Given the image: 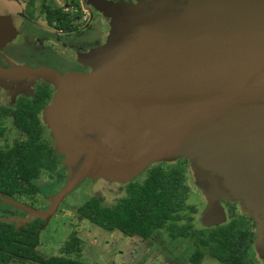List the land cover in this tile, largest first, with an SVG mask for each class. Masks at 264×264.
Masks as SVG:
<instances>
[{"label": "water", "instance_id": "obj_1", "mask_svg": "<svg viewBox=\"0 0 264 264\" xmlns=\"http://www.w3.org/2000/svg\"><path fill=\"white\" fill-rule=\"evenodd\" d=\"M216 1L219 2L214 15L220 16L217 18L220 24L216 20L204 29L207 38L202 41H208L212 48L205 61L193 55L195 47L199 46L192 34L196 30L183 19H188L191 10L212 16L213 0H135V4L118 2L121 4L118 10L103 9L110 22V34L106 44L87 57L94 73L70 79L58 76L59 94L49 110L50 127L55 138H60L59 146L74 151L70 162L74 174L68 176L47 210H38L0 195L4 203L27 213L25 218L2 219L26 223L33 217L47 222L63 199L86 177L108 180L120 177L126 181L162 158L183 157L193 163L196 178L207 197L202 221L209 223L225 218L219 202L221 198L243 199L249 207L253 206L258 220V241L264 240V144L261 139L255 142L252 132L248 136L241 130L243 122H251L252 131L260 127L259 120L264 122V66L261 72H256L258 68L253 66L254 60L261 56L264 62V0ZM9 23L5 19V24ZM8 28L2 30L0 26V44L9 38ZM229 31L237 32V37L232 33L228 36ZM126 33H133L135 37L125 41ZM242 41L258 48L253 64L250 62L253 71L245 73L249 81V99L243 114L234 110V104L238 103L230 97L227 82L226 88L218 87L222 85L218 79L227 76L226 71L219 74L212 70L221 50L227 57L229 48H235V43ZM124 51L133 56V64L119 61ZM200 63L208 65L198 71ZM197 79L207 81L206 85L197 87ZM252 79L256 83L251 90ZM182 81L185 86L190 85L193 94L198 90L205 95L206 114H202L204 105L191 99L192 103L185 97ZM239 96L241 100L247 97ZM223 97L234 114H228ZM162 120L163 127L160 126ZM92 123L103 124L116 134L112 149L120 150L121 155L107 153L90 143L85 159L77 166V151L81 153L82 150L73 146L71 139L73 136L81 138L80 126L86 124L92 128ZM147 124L154 131H167L170 127V136L158 140L148 132ZM173 127L175 131L171 130ZM233 134L237 136L234 138ZM246 138L253 146H249ZM232 141L239 148L233 147ZM177 144L184 146L182 155L175 150ZM203 184L215 188L205 189L207 186ZM260 251L264 256V248Z\"/></svg>", "mask_w": 264, "mask_h": 264}, {"label": "flooded vegetation", "instance_id": "obj_2", "mask_svg": "<svg viewBox=\"0 0 264 264\" xmlns=\"http://www.w3.org/2000/svg\"><path fill=\"white\" fill-rule=\"evenodd\" d=\"M1 1L7 0H0V2ZM115 1L131 2L135 4V0ZM14 2L22 4V7L15 10L10 5L6 6L7 4H0V26L2 30H4L10 25L8 28L10 30L9 38L0 44V151L9 150L21 143L27 142L31 137H34L36 142L45 145L47 149L55 155V167L53 169L42 167L39 176L54 175L57 176L60 181L65 180L69 174L67 161L70 152L58 148L55 137L48 127V111L46 110H48V104L54 96L55 88L54 85L49 82L48 78L44 77L42 74L40 75V71L50 69L64 76L92 75L94 73V68L88 64L87 57L97 53L101 47L106 44L110 34V22L103 10L96 6V0H14ZM92 4L94 6H92ZM52 16L53 19L51 20ZM62 16H77V18L73 19L69 26H60L58 18H62ZM5 19L10 21L8 25L5 24ZM91 19L95 20L94 26L90 23ZM101 24L105 25L102 31L100 30L101 28H99ZM5 85H10V87L5 88ZM20 123L27 129L21 128ZM182 161L183 160L180 159L173 163L167 161L153 162L136 179L115 186L114 191H112L114 199L112 203L108 205H116L126 196L127 184L130 182L141 183L147 177L148 171L154 166H162L167 170L178 167L182 170L183 178L185 179L184 168L181 166L184 164ZM169 163L172 165L170 166ZM94 182L95 181H92V183ZM185 186L188 190L185 205L189 206L190 210L185 209L184 215L190 220H183L180 224L188 228L189 233L187 235L180 234L174 236L169 233L166 227L153 231L152 234L147 237H141L140 235L127 236L117 229L111 232L118 231L125 239H128L129 243L140 240L138 245L142 250L145 248V242H148V239H150V242H154V239L161 241L163 238L162 234L168 236L167 241L163 239L166 242L190 237L194 240L195 245L190 255V261L194 264L192 262V255L196 250L201 248L198 238L194 233L211 235L212 232L219 230L223 226H229L235 221H240L245 229L252 234V241L247 247V253L253 264V258L250 256L249 248L254 241V231L253 229H249L246 218L242 215H236L228 216V219L227 215L229 210L232 209V205L220 201L224 212L227 214H225V218L204 223L202 221V212L204 211L207 201L203 199L204 201L202 204H199L200 206L196 205L195 202H187L189 188L186 183ZM15 200L22 202V199ZM2 205H8L11 209H14L15 214L9 218H25L27 216L26 212L4 203L0 198V207ZM32 219L33 217L26 223H29ZM11 222H18L19 225L24 224L23 221L17 220ZM41 227L38 228V231ZM163 244L161 251L167 252L166 254L171 253L168 249L164 248ZM63 246H61L59 252L54 255L61 254ZM35 247L34 250L36 251ZM80 256L82 260H85L82 258V255ZM206 256L215 258L208 251H205L199 264H201ZM12 260L29 261L20 259ZM216 260L219 261L218 259ZM29 262L34 263L32 261ZM262 264L264 263L262 262Z\"/></svg>", "mask_w": 264, "mask_h": 264}, {"label": "rangeland", "instance_id": "obj_3", "mask_svg": "<svg viewBox=\"0 0 264 264\" xmlns=\"http://www.w3.org/2000/svg\"><path fill=\"white\" fill-rule=\"evenodd\" d=\"M8 1V2H7ZM7 1H1L0 4H7L6 6H11L15 10H18L22 7V4H17L14 2V0H7ZM214 2L211 3V7L213 10V15H209L208 13H198V11L191 10L190 16L188 19H183L186 22H188L189 26L192 27L196 32H193V37L196 39L197 44L199 45L198 48L195 47L196 50H194L193 55H197L199 57V60H206L208 59V54L212 51L211 46L209 45L208 41H202L203 38H207V32H205L204 29H206L209 25H211V22L216 21L220 24V21L217 19L220 17L219 15H214L216 4L219 1L213 0ZM4 2V3H3ZM149 2V0H147ZM97 6L99 8L107 9L108 11L111 9H120L121 4L118 3V1L115 0H97ZM151 3V2H150ZM197 5L194 4V7ZM227 17V16H226ZM238 17V16H237ZM223 20V16H222ZM223 22V21H222ZM91 25L94 26L95 20H90ZM104 24H101L99 28L102 31L104 28ZM98 29V28H97ZM99 31V30H98ZM235 35L237 37V32L235 31H229L228 36ZM225 33H223L224 36ZM239 35V32H238ZM244 36V35H243ZM131 37H135V34L126 33L125 34V41H129ZM239 38H242V35H239ZM254 42V41H253ZM255 43V42H254ZM237 46L234 48L232 44L229 48V50L226 53L227 57H224L223 50L220 51V55L218 57L217 64L213 67V71L224 72L227 76H222V78H219L222 82V85H219L218 87L226 88V82H227V89L230 97L234 99V101L238 104H234V110L239 113H244L246 110L245 105L247 104V101L249 99V81L247 80L248 76H245L246 71H253L252 67H257L258 70L256 72H261V68L264 66L263 59L260 57L259 59L254 60L256 58V53L258 54V48L257 45L252 48V46H249L250 44H247L245 41H242L240 43H235ZM256 44H261L260 41H256ZM191 52V51H190ZM262 55V54H261ZM119 58V57H116ZM123 64H133L135 61L133 59V56H130L129 54H126V51L124 53H120L119 61ZM255 61V65L252 66V61ZM252 64H251V63ZM205 65H208L207 63H200L197 65V70L205 69ZM257 75V74H254ZM197 87L203 88L207 81L205 80H196ZM208 82H210L208 80ZM183 83V90L185 97H188L189 100L193 103V101L196 102V104L202 106L204 105V109L202 110V114H206V102H205V95L202 94L200 91L196 90V94H193L189 88V86H185V83ZM256 83L255 79H252L250 82V89L254 87ZM211 88V87H209ZM208 88V89H209ZM216 88V87H215ZM218 89V88H216ZM209 92V90H207ZM218 94V90H217ZM240 94L247 95L243 100L240 99ZM251 94V93H250ZM193 101H192V100ZM223 101L226 104L224 106L226 109L228 108V104L225 102V98L223 97ZM251 104V103H249ZM246 113V112H245ZM228 114H234L231 109H229ZM258 115V114H257ZM256 117H259L256 116ZM260 127L257 129L255 128L254 131H252V126L250 125L251 122H243L241 130L249 136V134L252 132V135L256 137L255 142H259L258 139H261V143L264 144V122L262 120H259ZM164 121H161L160 126L163 127ZM148 132L155 136L158 140H164L165 138H168L170 136V130L169 128L167 131H161L160 129L154 131L149 128L147 124ZM109 128L103 124H94L92 123V128H89L88 125L84 124L83 126H80V133L82 137H75L73 136L71 139V143L73 146H77L79 149L82 150L77 151V166L80 163L82 159H85L88 151V148L90 145L87 144H95L98 146V148L103 149L105 152L119 156L121 155L120 150H114L112 149V140L116 138V134H114L112 131L109 132ZM172 131H175L176 128H171ZM260 132L261 135H260ZM177 134V133H176ZM175 136V135H174ZM237 134H233V137L235 138ZM261 136V138L259 137ZM105 140H110L108 144H105ZM248 141L247 143L249 146H253L249 138L245 139ZM232 146L235 148H239V145L236 142H231ZM180 144H177L178 147ZM175 147L176 152H178L180 155H182V148L184 146L180 145V148ZM123 146L121 145V149ZM70 152L68 155V166H69V174L73 176V171L70 170V162L71 157L73 156V150L68 149ZM81 154V156H80ZM76 156V155H75ZM80 156V157H79ZM231 158V152L230 156ZM182 159L184 164L181 166L184 168L185 172V183L188 185L189 188V194H188V200L187 202H195L196 205H199L200 203L204 201L205 199L207 201L206 194L204 193V190L202 186L199 184L196 173L193 167V163H191L186 158H177V159H167L162 158L159 161H167V162H175L177 160ZM79 162V163H78ZM158 162V161H156ZM72 165H74L72 163ZM171 166L172 164L169 163ZM76 166V168H77ZM75 168V169H76ZM72 173V174H71ZM68 176L65 180H58L59 178L54 175H40L35 180V182L40 186V192L36 195L30 197V198H22V202L30 207H33L38 210H47L50 206V203L52 201L53 196L57 193V191L62 187L64 182L68 179ZM69 177V178H70ZM120 179L118 183H122V178L118 177L114 181H110L106 179L105 177H101L98 181H95L94 178L86 177L83 179V181L75 188L70 194H68L63 201L60 203L61 205L56 210L55 214L44 223V225L39 229L38 231V244L35 247L36 252L44 257H48L50 255L57 254L59 252V249L61 246L64 245L65 241L69 239V235L71 232H75L76 235L81 239V255L82 258L91 262H104V263H112V264H192L190 261V255L195 248L194 240L189 238L186 239H176V240H169L167 241L168 236L165 234H162V239L159 241L158 239H154V242H150V239H148V242H145V248L142 250L140 246L138 245L140 243V240H135L131 243L128 242V239H125L121 233L118 231L110 232L107 231L93 223H91L88 220H80L77 212V208L83 204L90 196L98 195L103 199L104 204H111L114 196L113 192L114 188L116 186V182ZM95 181L92 183V181ZM207 187H204L205 189H214L215 187H212L208 184H203ZM223 203H229L231 206V210H229L228 215L224 212V214L227 215V218L229 219L230 216H236V215H242L246 218V223L249 225V229L254 231V241L252 245L249 248L250 256L253 258V264H262L264 263V256L262 255L260 248H264V240H259V233H258V220L255 218L253 212V206L249 207L246 203H244L243 199L239 198H233L231 196H228L227 198H221L219 202ZM221 205V204H220ZM200 206V205H199ZM222 207V205H221ZM223 208V207H222ZM230 208V206H229ZM224 211V209H223ZM226 211V210H225ZM232 212V215H231ZM229 216V217H228ZM161 235V234H160ZM163 239H166L163 240ZM171 239V238H170ZM127 241V242H125ZM168 243V244H167ZM162 244L164 245L165 249H168L171 253L166 254L167 252L161 251L162 250ZM168 246H167V245ZM161 251V252H160ZM163 257H162V256ZM170 258H168V257ZM215 258L206 256L204 257L201 264H220L219 261L214 260ZM8 264H34L29 261H18V260H12Z\"/></svg>", "mask_w": 264, "mask_h": 264}, {"label": "trees", "instance_id": "obj_4", "mask_svg": "<svg viewBox=\"0 0 264 264\" xmlns=\"http://www.w3.org/2000/svg\"><path fill=\"white\" fill-rule=\"evenodd\" d=\"M75 18L77 16H62L58 20L60 26H69ZM20 126L27 129L22 123ZM42 167L53 169L55 155L45 145L36 142L34 137L9 150L0 151V195L14 200L36 195L40 186L34 180ZM187 193L180 168L167 170L154 166L141 183L127 184L126 196L116 205L104 204L95 195L81 204L77 212L80 220H88L110 232L120 230L127 236L147 237L162 227L174 236L187 235L188 228L180 224L183 220H190L184 215L185 209L190 210L185 205ZM14 214V209L8 205L0 207V264H7L12 259L29 260L36 264H105L81 259V239L75 232L70 234L61 254L49 257L38 254L34 247L38 244V228L45 223L44 220L33 218L29 223L19 225L1 218ZM241 223L235 221L211 235L194 233L201 248L192 255V262L199 264L203 253L208 251L221 264H252L247 253L252 234Z\"/></svg>", "mask_w": 264, "mask_h": 264}, {"label": "crops", "instance_id": "obj_5", "mask_svg": "<svg viewBox=\"0 0 264 264\" xmlns=\"http://www.w3.org/2000/svg\"><path fill=\"white\" fill-rule=\"evenodd\" d=\"M41 73H40V75L42 74L44 77H46V78H48V80H49V82H51L53 85H54V88H55V91H54V96H53V98H52V100L50 101V103L48 104V110H46V111H48V127H49V129H50V131H51V133L53 134V131L51 130V127H50V124H51V119L52 118H50V116H49V110H50V105H51V102L54 100V98L56 97V95L57 94H59V78H58V76H61V77H63V78H68V79H70V78H75V75H68V76H64V75H62V74H60V73H58L57 71H54V70H50V69H48V70H41L40 71ZM5 88H7V87H10V85L9 86H7V85H5L4 86ZM58 96V95H57ZM54 136V135H53ZM55 137V136H54ZM57 139V140H56ZM60 138L58 137V138H55V141H56V143H57V146H58V148L59 149H64V150H68V149H66L65 148V146H59V143H60ZM152 164V163H151ZM150 165V164H149ZM148 165V166H149ZM147 166V167H148ZM147 167H145L143 170H141L138 174H136L135 176H133V178L132 179H130V180H126V181H123V180H121V182L122 183H118L119 181H120V179L116 182V186L117 185H122V184H124L125 182H127V181H132V180H134V179H136L138 176H140L144 171H145V169L147 168ZM118 178V177H117ZM99 179H101V178H98V179H95V181H98ZM116 178H114V179H112V180H110V181H114ZM77 188V187H76ZM60 206V205H59Z\"/></svg>", "mask_w": 264, "mask_h": 264}]
</instances>
